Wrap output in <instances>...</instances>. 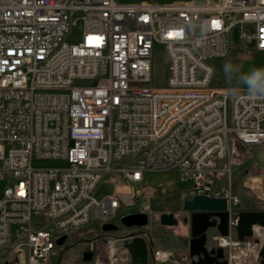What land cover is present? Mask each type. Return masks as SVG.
<instances>
[{
	"label": "built area",
	"instance_id": "2783aa9c",
	"mask_svg": "<svg viewBox=\"0 0 264 264\" xmlns=\"http://www.w3.org/2000/svg\"><path fill=\"white\" fill-rule=\"evenodd\" d=\"M157 45L170 60L165 88L153 84ZM251 45L264 52V0H0V251L11 249L17 264H64L60 237L66 245L89 226L107 234L103 225L136 204L134 183L175 170L184 200H227L229 234L215 241L228 264H261L264 227L238 239L241 199L231 186L264 146V96L210 86L211 60ZM102 184L113 192L98 199ZM140 229L120 241L150 238ZM113 242L99 239L91 264L107 262L99 245Z\"/></svg>",
	"mask_w": 264,
	"mask_h": 264
},
{
	"label": "rangeland",
	"instance_id": "374dc122",
	"mask_svg": "<svg viewBox=\"0 0 264 264\" xmlns=\"http://www.w3.org/2000/svg\"><path fill=\"white\" fill-rule=\"evenodd\" d=\"M119 3H141V2H153V3H163V2H174L179 3L182 1L190 2L193 0H116ZM81 34V28L76 27L73 30V35L70 39L71 42H75L79 35ZM226 62H230L234 66L240 68V73H236V76L247 73L253 68H264V52H258L255 50L254 46L251 45L249 48L241 47H231L228 51L227 56L220 57L211 60L214 67V78L211 82V87L214 89H245L243 85L237 87L235 76L229 81L224 73V65ZM169 64L170 60L166 52L165 47L157 45L153 52V84L156 88H165L168 84L169 77ZM264 126V123H263ZM252 159L243 162L234 170L232 179V191L241 199L240 208L241 211H263L264 210V197H258L253 193V191L245 186L246 181L250 179H256L260 175H264V146L257 147L252 151ZM57 163L54 161H44L36 160L34 165L37 167H51L55 166ZM258 166V167H257ZM222 184H226L224 181ZM3 183L0 184V192L3 188ZM264 185V180H263ZM185 184L181 182L179 174L175 170H161V171H151L147 172L145 180L143 182H136L132 185L133 190L138 191V200H135L136 204L126 210L124 215L134 214V213H146L149 216L150 222L148 226L140 229V232L146 231L151 228L149 233L150 238L158 243L159 247L168 248L170 250L181 247L188 248V238L190 234V213L184 211L182 193L185 190ZM128 191V189H127ZM113 192V186L108 184H102L98 187L95 192V196L101 199L107 194ZM170 210L179 219L181 225L176 229L175 227H163L161 226L159 219L160 215L164 211ZM121 216H118L114 222L120 225ZM43 224L49 225V222L45 221L43 218H35L33 220V225L41 226ZM120 230L127 229L120 225ZM178 231L177 235L174 232ZM111 233L103 234L100 230L93 232L92 227H86L79 231L74 237H72L68 244L63 245L60 250L59 257L65 258L70 250V255L66 263L64 264H84L82 260V253L84 251H90L94 248V253L96 250V243H99V239L104 240H117L113 244H109L110 247L117 246L119 251V256L123 253L119 245L117 237L109 236ZM214 232L210 230L208 233V246H215L216 241L212 245V238ZM107 244H100V248H104V257H107V252H109ZM68 247V248H67ZM67 248V251L63 252V249ZM109 254V253H108ZM110 255V254H109ZM69 256V255H68ZM188 255L185 254V258ZM59 257L55 260L58 262ZM67 258V257H66ZM119 258V257H118ZM74 260V261H73ZM110 260V258H109ZM108 260V261H109ZM107 261V262H108ZM111 261V260H110ZM105 262V261H104ZM183 262V261H182ZM127 263V262H125ZM0 264H17L16 255L13 254L11 249H4L0 251Z\"/></svg>",
	"mask_w": 264,
	"mask_h": 264
},
{
	"label": "water",
	"instance_id": "95a60500",
	"mask_svg": "<svg viewBox=\"0 0 264 264\" xmlns=\"http://www.w3.org/2000/svg\"><path fill=\"white\" fill-rule=\"evenodd\" d=\"M183 209L190 213L189 258L191 264H228L225 260V253L222 248L208 246V233L215 230L220 236H228V212L227 200L207 196H195L193 199L183 201ZM150 222L146 213H134L121 217L120 225L126 229L144 228ZM159 222L165 227H175L179 219L174 213H162ZM120 225L105 223L102 227L105 233L119 232ZM264 227V211H241L237 225V237L240 241L249 238L253 234V226ZM67 236L57 240L61 247L67 241ZM124 248L128 251L131 264H150L153 262L151 250L146 239L142 236L128 235L123 237ZM95 249V248H94ZM94 249L83 253V261L91 264L94 256ZM261 264H264V249L261 251Z\"/></svg>",
	"mask_w": 264,
	"mask_h": 264
},
{
	"label": "crops",
	"instance_id": "0c3cea01",
	"mask_svg": "<svg viewBox=\"0 0 264 264\" xmlns=\"http://www.w3.org/2000/svg\"><path fill=\"white\" fill-rule=\"evenodd\" d=\"M193 1H195V2H203L204 0H193ZM182 2H186V1H182ZM163 3H174V2H163ZM218 90H221V89H218ZM255 149L256 148H253L252 151H254ZM246 161H249V160H246ZM246 161H244V162H246ZM263 180H264L263 175H260L256 179L254 178V179H250V180L246 181L245 186L247 188L251 189L255 195H257L258 197H262L263 198L264 197ZM164 213H173V212L170 211V210H166V211H164ZM163 227H165V226H163ZM189 227H190V224H189ZM177 228H179V226H177L176 229ZM150 230H151V228H148L146 231H144V233H147L149 235V233L151 232ZM127 232H130V229L129 230L127 229V231L120 230L119 232H111V234L109 235V236H114L115 238L117 237V239L119 241L117 244L119 245V247H120L121 250L124 248V245H123L124 242L120 241V238L123 235H125ZM177 232L178 231H176L174 233L178 237L179 235H177L178 234ZM213 232H214V235H213V238H212V245L215 242L216 237L218 236V233L215 230H213ZM190 238H191V231H190V234H189L188 243L190 241ZM146 241H147V243H148L149 248H150L151 251L154 250V249H156V250H167V251H171L172 253H174V259H173V261H171V262H169L167 264H191V261H190V258H189V254H188L189 253V246H188V248L186 250H185V248H181L180 246L179 247H176V248H174L172 250H170L168 248L159 247L158 246V243L156 241H154L153 239H151V238H147ZM209 247H211V245H209ZM84 252H86V251H84ZM67 253L68 254L65 255L67 257V258L65 257L66 260H68V257H72V255H70V250ZM83 253H82V260H83ZM185 254L188 255L186 258H185ZM119 261L122 264H131L130 255H129V257H127L125 255L123 257H120V260ZM125 262H127V263H125ZM150 264H157V263H154V262L150 261Z\"/></svg>",
	"mask_w": 264,
	"mask_h": 264
},
{
	"label": "clouds",
	"instance_id": "9594fccd",
	"mask_svg": "<svg viewBox=\"0 0 264 264\" xmlns=\"http://www.w3.org/2000/svg\"><path fill=\"white\" fill-rule=\"evenodd\" d=\"M223 70L229 81L235 76L237 87L243 85L249 97L264 96V68H253L236 76V73H240V68L226 62Z\"/></svg>",
	"mask_w": 264,
	"mask_h": 264
},
{
	"label": "bare ground",
	"instance_id": "6f19581e",
	"mask_svg": "<svg viewBox=\"0 0 264 264\" xmlns=\"http://www.w3.org/2000/svg\"><path fill=\"white\" fill-rule=\"evenodd\" d=\"M120 190H127V188H119ZM113 244V243H112ZM107 246V248H108V250H109V258H110V260L108 261V262H102V264H115V263H117L118 262V260H119V258L118 257H120L119 255V251H118V248H117V246H112V247H110L109 245H106Z\"/></svg>",
	"mask_w": 264,
	"mask_h": 264
},
{
	"label": "trees",
	"instance_id": "16d2710c",
	"mask_svg": "<svg viewBox=\"0 0 264 264\" xmlns=\"http://www.w3.org/2000/svg\"><path fill=\"white\" fill-rule=\"evenodd\" d=\"M134 197H135V200H138L139 199V196H137L136 194H134ZM67 248H65V252L67 251Z\"/></svg>",
	"mask_w": 264,
	"mask_h": 264
},
{
	"label": "flooded vegetation",
	"instance_id": "af4514ba",
	"mask_svg": "<svg viewBox=\"0 0 264 264\" xmlns=\"http://www.w3.org/2000/svg\"><path fill=\"white\" fill-rule=\"evenodd\" d=\"M181 225V223H180V221H179V224H178V226H180ZM214 246V245H213ZM213 246H211V247H213Z\"/></svg>",
	"mask_w": 264,
	"mask_h": 264
},
{
	"label": "snow or ice",
	"instance_id": "6c2138e0",
	"mask_svg": "<svg viewBox=\"0 0 264 264\" xmlns=\"http://www.w3.org/2000/svg\"><path fill=\"white\" fill-rule=\"evenodd\" d=\"M218 26V25H217Z\"/></svg>",
	"mask_w": 264,
	"mask_h": 264
}]
</instances>
